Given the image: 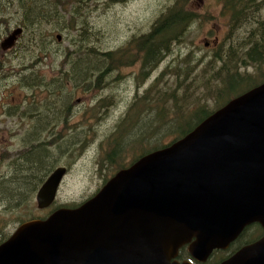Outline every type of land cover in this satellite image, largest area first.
I'll use <instances>...</instances> for the list:
<instances>
[{
  "label": "water",
  "instance_id": "1",
  "mask_svg": "<svg viewBox=\"0 0 264 264\" xmlns=\"http://www.w3.org/2000/svg\"><path fill=\"white\" fill-rule=\"evenodd\" d=\"M23 31L4 36L0 51ZM66 173L49 174L38 208L54 203ZM254 222L264 228V82L117 171L79 206L21 223L0 243V264H194L178 259L183 246L205 262ZM219 264H264V235Z\"/></svg>",
  "mask_w": 264,
  "mask_h": 264
},
{
  "label": "trees",
  "instance_id": "2",
  "mask_svg": "<svg viewBox=\"0 0 264 264\" xmlns=\"http://www.w3.org/2000/svg\"><path fill=\"white\" fill-rule=\"evenodd\" d=\"M19 1L22 6L23 0ZM35 1L26 0V7L22 6L21 9L24 17L21 23L31 36L27 44L29 52L37 51L42 47V42H44L43 52L49 51L46 46L49 33L40 28L43 21L50 22L54 28H61L67 33L75 31V35L70 37L71 44L62 53L65 58L62 65H66V69H60L59 76L51 79L50 83L58 92L55 93L53 90L49 93V97L55 98L56 95L57 100L63 98L59 103V106L63 105V108H60V111L57 110L58 108L52 111V103H42L45 115L50 117L51 114H56V118L51 117V121L47 118L45 125L41 127L43 129L48 127L46 130L51 138L45 137L39 144H33L39 139V135L31 139V143H28L30 146L28 153L20 157L22 160L19 164L11 165L13 169L8 178L2 176L0 201L3 205H8V208L0 210L1 213L13 211L25 199H30L47 179L49 173L55 169L58 155L67 147L80 145L77 138L86 131V127L80 129L78 127L74 129L75 132L74 130L65 132L67 128L65 125L57 135L55 131L58 126L55 121L65 122L62 113H67L71 105L75 104L74 90L101 89L107 84L108 77L113 71L120 70L123 66L133 65L135 58L140 61L139 72L143 80L159 62L165 61L175 47L188 40V32L192 25L197 24L198 19L197 13L186 6L185 0H174L168 9L156 18L147 32L133 35L125 45L109 47L105 42L101 43V29L95 27L87 13V11L90 13V4L94 3L93 0H41V4L39 3L43 9L41 15L38 14L37 1ZM99 1L101 0H97L96 3ZM222 1L223 12L230 16L229 36L218 43L211 59L203 66L202 74L197 72L199 60H195L192 53L185 54L184 57L177 56L176 64L170 65L171 67L163 72L142 95L137 93L131 107L133 111L119 115L120 118L114 127L108 129L100 141L105 158L101 162L105 163L107 168L109 167L110 170L114 168L113 171L116 172L127 166L128 162L123 164L121 160L125 159L123 155L129 146L136 149L130 159L133 162L150 151L166 146L167 142L164 141L166 136L172 135L169 143L181 138L231 98L264 81V0L262 2L259 0ZM62 9L67 12L68 17L61 12ZM59 35L63 37L61 33ZM24 56L25 61L21 64H26L27 68L26 75L23 76L24 83L29 87H32L33 81L37 82L35 84H40L43 74L36 69L37 60L34 53H31L28 59L27 53ZM31 56L35 59L34 61L30 60ZM248 66L255 67L258 71L253 73L244 69ZM191 71H194L192 75ZM169 75L174 81L172 87L168 82ZM68 86H73L70 92L64 89ZM58 93L61 96H57ZM152 97L155 98L154 104L158 108L153 115L147 113L151 112L149 106H151ZM108 99L109 96L99 99L95 108H92L97 111L94 115L106 106L104 102H108ZM168 101H170L169 108ZM212 101L213 105H210ZM141 102L144 104H139ZM22 111L20 105H11L7 109L9 113ZM57 111L61 113L58 114ZM37 125H39L38 118L31 128L33 133L42 134L43 130L38 131ZM91 131L92 134L95 133L93 126ZM33 133H29V138ZM33 160L38 165L26 169L25 165H32ZM21 170L31 175L25 180L24 191L21 189L20 179L24 180L27 175L14 179L19 190L10 191L8 183L17 174L20 175ZM108 178H105V181ZM80 203L59 204L52 210L60 206L75 207ZM29 219L31 216L23 217L19 223ZM7 237L8 234L0 227V241ZM243 239L240 242H243ZM228 254L225 251L221 257Z\"/></svg>",
  "mask_w": 264,
  "mask_h": 264
},
{
  "label": "rangeland",
  "instance_id": "3",
  "mask_svg": "<svg viewBox=\"0 0 264 264\" xmlns=\"http://www.w3.org/2000/svg\"><path fill=\"white\" fill-rule=\"evenodd\" d=\"M36 1V8L39 10L38 14L41 15L43 12L40 5L41 0ZM96 1L97 0H93L94 3L90 4V13L88 11L87 13L90 15L91 22L95 27L101 29V43L105 42L107 46L110 47L121 44L125 45L133 35H141L147 32L156 18L166 11L174 0H101L98 3H96ZM185 1L186 6L197 13V24L192 25L189 30L188 40L180 44L177 48L175 47L174 51L165 59V61L159 62L153 70L146 74L143 80H141L142 77H140L139 72L140 61H137L135 58L133 65L123 66L120 70L113 71L108 77L109 80L107 81V84L101 87V89L83 91L79 88L78 90H74L73 97L75 104L71 105V108L66 111L67 113H62L65 117V122L58 120L57 123L55 121L59 126V128L57 126V129L55 130L56 135L65 125L67 127L65 128V132L72 131L78 127L79 129L86 127V131L81 133L77 138L80 145H75L77 147H67L58 155L55 168L58 166H65L67 167V173L60 185L57 198L50 207L40 209L38 208L36 201L37 189L30 199H25V201H23L19 207H15L13 211L7 213L0 212V227L8 234V236L12 234L20 224L19 220L21 218L31 216L32 219L47 216L55 206L64 203H80L94 195L102 187L105 178L110 177L115 172L113 171L114 168L110 170L109 167H106L105 163L101 162L105 158L103 156L100 141L105 136V133L108 132V129L114 127L115 123L120 118L119 115L121 113L133 111L131 107L133 106L134 98L137 93L142 95L163 72L171 67L170 65L177 63L175 57H184L185 54L192 53L195 60H199L197 72L198 74H202L203 66L211 59L218 47V43L224 41L229 36L230 16L228 13L223 12L222 0ZM262 1L263 0H259V2ZM19 2V0H0V17L7 18H2V21H0V35H3L9 30L12 31L18 26L24 28L23 34L18 38L16 45L2 54L4 55L11 50H14L15 52L9 53V57L7 55L0 61V160L12 161L11 163L15 164L20 163L22 160L20 156H25L28 153L30 146L27 141L28 146H21L23 147L21 151H18L17 153L12 151L9 155H2L6 149H10V146L13 145L12 141H8L11 140L12 135L5 134V131L6 129L16 128L15 120L19 116V114L16 116H7L5 114V106L8 103L18 104L22 98L23 101L21 103L24 104V109L20 114L25 118L24 123H26V133L27 131L29 133L34 132L31 129L34 124L32 119L38 118L40 126L38 129L43 130V132L35 143L39 144L45 137L47 139L51 138V136H48L49 132L46 130L48 127L46 126L44 129L41 127L45 125L47 118L50 120V118L55 117L56 114H51L50 117L49 115H45L42 110L44 107V104L42 105V103H52V111L56 110V108L60 111V108H63V105L59 106V103H61L63 98L57 100L56 95L55 98L49 97V93H52L53 90L55 93L58 92L50 85V83L51 79L59 76L58 72L60 69H66L67 66L62 65L65 59L62 53L66 50V47L71 44L70 37L75 35V31L67 33V31L61 30V28H54L52 23L43 21L40 28L42 31L49 33V41L46 43L49 51L46 53L43 52L44 42H42V47L37 51L29 52L27 44L31 36L26 27L22 25L24 17L22 16L21 11L22 6L23 8L26 7L27 2L26 0H23V2L21 1L22 6ZM61 12L67 14L64 9H62ZM60 33L63 37L58 39L57 35ZM25 53H27V59L31 53H34V57H36L37 60L36 69L43 74L42 82H40V84H35L37 82L33 81V84L31 85L32 87H29L24 83V75L22 72L20 73V80L14 81L15 78H13L8 82L3 81L5 76L4 72L8 73L15 68L18 69V67L25 61ZM3 57L4 56L0 58ZM30 60L34 61L35 59L31 56ZM244 69L253 73L258 71L252 66H248ZM15 73L16 72H12L11 74L14 75ZM192 73H194V71H191L190 74L192 75ZM169 78L168 82L172 87L174 81L171 75H169ZM3 85H7L10 89V92H7V95V87L1 88ZM72 87L73 86H68L64 89L65 91L70 92ZM13 95L16 96V98L13 99ZM57 96L61 95L58 93ZM104 96H109L108 102H104L106 106L101 108V111L97 113V115H94V112L97 111H94L92 108H95L94 106L98 103L99 99ZM19 98L20 100H18ZM154 100L155 98L152 97L151 106H149L151 112L146 111L147 113H151V115L158 111L157 105L154 104ZM139 104L144 103L141 102ZM169 104L170 101L167 103L168 108L170 107ZM210 105H213V101ZM165 109L168 110L167 108ZM58 111V114L61 113ZM34 113H36L35 116ZM38 114H40V116H38ZM55 118L54 120H56ZM92 126L95 130L94 134H92L91 131ZM22 129L24 132V126ZM34 137L35 133L31 135L30 140ZM171 137L172 135L166 136L164 141L168 144L171 141ZM135 150L136 149H132L131 146L127 147L123 155L125 159H120L121 163L124 164L128 162L129 164L132 162L130 159H132V154ZM120 158H122V156ZM33 162L32 165L26 164V169L30 166L38 165L35 160H33ZM12 169L11 166L8 167L1 165L0 180L2 176L8 178L12 173ZM35 171L37 174V168ZM19 172L20 175L17 174V176L8 183V189H10V191L19 190L16 186L17 182L13 181L14 179L17 180L23 175H27L24 180L20 179L21 189L23 190L25 187V180L31 176H29L30 173H27L24 170ZM5 208H8V205H3L0 201V210H5ZM218 257L219 256L217 255L213 256L209 260L210 263L216 261Z\"/></svg>",
  "mask_w": 264,
  "mask_h": 264
},
{
  "label": "flooded vegetation",
  "instance_id": "4",
  "mask_svg": "<svg viewBox=\"0 0 264 264\" xmlns=\"http://www.w3.org/2000/svg\"><path fill=\"white\" fill-rule=\"evenodd\" d=\"M2 18L3 19H7V18H4V17H0V21H2ZM9 32H10V30L7 32H5L3 35H1V37H0V42H1V38H3L5 35H8L9 34ZM12 52H15L14 50H11V51H8L7 53H5L4 55L2 54V51H0V57H2V56H4L3 58H0V61L2 60V59H4L9 53H12ZM8 57H9V55H8ZM7 57V58H8ZM26 71H27V68H26V64H23V65H21V68L20 67H18V69H14V70H12L11 72H8V73H6V72H4V74H5V76H4V79H3V81H9V80H12L13 78H15L14 79V81L15 80H20V73L22 72L23 73V75L25 76L26 75ZM12 72H16L14 75H12L11 73ZM2 81V82H3ZM5 87H7L6 89H7V91H6V95H7V92H10V89H9V87L7 86V85H3L1 88H5ZM14 98H16V96H14L13 95V99ZM18 100H20V98L18 99ZM23 100H22V98H21V100L18 102V104H16V103H8L6 106H5V110H6V115L7 116H16V115H18L19 114V116H18V118L15 120V125H16V128H12V129H6V131H5V134H11L12 135V138H11V140H8L9 142L10 141H12L13 142V145H11L10 147V149H6L5 150V152H3L2 153V155L3 156H6V155H9V153L10 152H15V153H17L18 151H21L22 149H23V147H26L27 146V141H28V143H31V140H30V138H29V132L27 131V133H26V130H27V128H26V123H24V120H25V118L23 117V115L22 114H20V113H9V112H7V109H8V107L9 106H11V105H20L21 106V110L22 109H24V104L23 103H21ZM20 103V104H19ZM122 114V113H121ZM120 114V115H121ZM33 121H34V124H36V118H34V119H32ZM33 124V125H34ZM23 126H24V128H25V130H24V132H23ZM37 127V129L40 127L39 125H37L36 126ZM38 131H42V130H39L38 129ZM22 132H23V134H22ZM33 133V132H32ZM38 135L40 136L41 135V133H35V137H38ZM34 137V138H35ZM27 138V139H26ZM30 140V141H29ZM34 143H35V141H34ZM35 144H37V143H35ZM21 146H23V147H21ZM13 149V150H12ZM20 157H22V156H20ZM12 161H4V160H0V164L2 165V166H11L12 164H14V163H11ZM134 162V161H133ZM133 162H131V163H133ZM130 163V164H131ZM130 164H128L127 166H129ZM0 165V166H1ZM127 166H125V167H127ZM125 167H123V168H125ZM111 176H113V175H111ZM110 176V177H111ZM109 177V178H110ZM108 178V179H109ZM107 179V180H108ZM106 180V181H107ZM105 183V182H104ZM95 195V194H94ZM94 195H92V196H94ZM91 196V197H92ZM258 228H261L262 230L261 231H258L257 229ZM11 235V234H10ZM9 235V236H10ZM264 235V228L262 227V225L260 224V223H258V222H254V223H251V224H249L245 229H244V231L242 232V234L233 242V243H231V245H230V247L228 248V249H216V250H214V252L212 253V255L208 258V260L207 261H205V262H201V261H195L194 259H193V257L191 256V254L189 253V251H188V245H185V246H183L181 249H180V253H179V255H178V259L180 260V261H183V260H191V261H193L194 262V264H219L221 261H223L224 259H226V258H228L229 256H232L237 250H239L241 247H243V246H245V245H248V244H251V243H253V242H255V241H257L258 239H260L262 236ZM8 236V237H9ZM244 238V239H243ZM5 239H7V238H5ZM4 239V240H5ZM241 239H243V242H240V240ZM4 240H2V241H0V243L1 242H3ZM228 252L229 254L227 255V256H222L221 257V254L222 253H224V252ZM220 252V253H219ZM215 255H217V256H219L218 258H217V260L216 261H214L213 263H210V259L213 257V256H215Z\"/></svg>",
  "mask_w": 264,
  "mask_h": 264
},
{
  "label": "bare ground",
  "instance_id": "5",
  "mask_svg": "<svg viewBox=\"0 0 264 264\" xmlns=\"http://www.w3.org/2000/svg\"><path fill=\"white\" fill-rule=\"evenodd\" d=\"M28 146V145H27Z\"/></svg>",
  "mask_w": 264,
  "mask_h": 264
}]
</instances>
